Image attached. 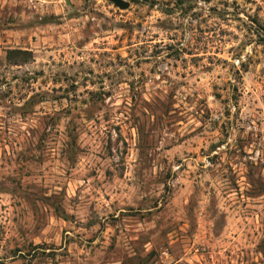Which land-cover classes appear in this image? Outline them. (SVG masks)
<instances>
[{"label":"rangeland","instance_id":"1","mask_svg":"<svg viewBox=\"0 0 264 264\" xmlns=\"http://www.w3.org/2000/svg\"><path fill=\"white\" fill-rule=\"evenodd\" d=\"M127 1L0 0V264H264V0Z\"/></svg>","mask_w":264,"mask_h":264},{"label":"trees","instance_id":"2","mask_svg":"<svg viewBox=\"0 0 264 264\" xmlns=\"http://www.w3.org/2000/svg\"><path fill=\"white\" fill-rule=\"evenodd\" d=\"M9 54L10 55H16V56H24L23 57L24 59H22V60H28L29 58L32 57V54L30 51H24V50H19V49L11 50V51H9ZM25 56H26V58H25Z\"/></svg>","mask_w":264,"mask_h":264},{"label":"water","instance_id":"3","mask_svg":"<svg viewBox=\"0 0 264 264\" xmlns=\"http://www.w3.org/2000/svg\"><path fill=\"white\" fill-rule=\"evenodd\" d=\"M113 5L119 9H127L129 7V1L127 0H109Z\"/></svg>","mask_w":264,"mask_h":264},{"label":"crops","instance_id":"4","mask_svg":"<svg viewBox=\"0 0 264 264\" xmlns=\"http://www.w3.org/2000/svg\"><path fill=\"white\" fill-rule=\"evenodd\" d=\"M60 1H62V0H60ZM65 1H66V0H65ZM2 43H3V44H4V43H7V41H6V42H2Z\"/></svg>","mask_w":264,"mask_h":264}]
</instances>
